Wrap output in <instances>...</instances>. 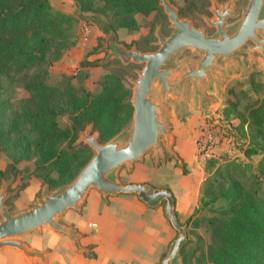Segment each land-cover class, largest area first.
I'll use <instances>...</instances> for the list:
<instances>
[{
  "label": "rangeland",
  "instance_id": "obj_1",
  "mask_svg": "<svg viewBox=\"0 0 264 264\" xmlns=\"http://www.w3.org/2000/svg\"><path fill=\"white\" fill-rule=\"evenodd\" d=\"M49 2L54 9L72 14L77 19L73 27L68 30L69 46L63 49L57 59L52 53L47 56L48 83L63 87L70 78L78 93H81L82 89L97 91L98 80L106 73H115L129 89L130 101L133 84L127 77H136L137 70L141 68L138 64L135 67L121 66L118 59L108 58L106 41L112 31L116 33L118 42L129 48L135 46V42L142 37L155 41V25L160 20H163L165 25L168 24L166 14L159 2L158 9L148 14H135L137 27L134 30L119 28L116 31L112 29L105 31L109 21L107 16L92 12L78 13L74 0H49ZM171 2L178 5L181 0H171ZM171 29L172 27L169 26L166 32ZM153 45L156 46L155 43ZM259 60L260 63L256 62L253 66L249 64L243 70H239L241 74L239 72L235 77L227 73L220 74L217 86L209 88V93L204 98L199 96L200 98L193 102H174L169 97L161 100L165 105L162 109V119L171 134L175 138L182 139L179 143L184 146V157L175 149L179 146L176 140L172 147L173 152L164 151L163 154L154 156L153 151L149 150L131 167L127 168L123 165L117 172V178L124 182L143 178L142 180L148 182L150 180L149 183L155 185L163 181L164 174L171 176L175 173L177 178H187L197 185L196 192L199 194L197 193L196 207L190 216L182 220V224L186 225V246L190 250L196 249L195 255L206 252L211 242V226L207 221L208 218L217 215V210L226 206L225 199L220 197L210 203V198L228 185L227 176L233 175L252 189L261 187L259 180L255 179L264 157L262 149L264 123L259 125L260 121L263 122L261 118L264 116V58L261 57ZM81 61H86L90 65L80 67L78 65ZM1 94L10 96L13 104L4 116L2 127L4 133H0V170L4 171L0 174V189L7 184L6 203L11 212L17 213L35 205L37 199L41 198L43 187L47 186L49 192H52L67 183L52 187L49 182H44L34 175V158L15 161L13 155L18 154V151L13 147L12 142L17 136L14 132L9 135L8 130L16 127L27 130L26 120L20 114L18 107L20 99L26 97L27 92L23 83L17 81L15 77L3 76ZM252 107L258 108L254 113L255 117L248 116V111ZM57 120L59 125L66 126L70 123L69 114L60 112ZM130 121L131 118L118 133L125 130ZM89 125L90 133L97 134L99 140V131L94 129L92 124ZM79 136L80 132L72 145L87 146L93 155L94 151L88 145L77 142ZM160 141L164 145V139L161 138ZM61 147L69 150L67 142ZM246 149H256V152L247 155ZM181 152L183 153L182 150ZM80 169V166H74L69 177L73 180ZM128 170L134 172L130 174L128 172L131 171ZM216 176L221 177L220 180L212 182ZM210 183L211 190L204 192L205 186ZM202 196L203 203L207 202L203 204L204 206L200 203ZM197 207H200V210L194 212ZM177 236L176 232L175 238Z\"/></svg>",
  "mask_w": 264,
  "mask_h": 264
},
{
  "label": "trees",
  "instance_id": "obj_2",
  "mask_svg": "<svg viewBox=\"0 0 264 264\" xmlns=\"http://www.w3.org/2000/svg\"><path fill=\"white\" fill-rule=\"evenodd\" d=\"M74 3L78 13L107 16L105 31L134 30L136 13L148 14L159 8L158 0H74ZM76 19L54 9L49 0H0V133H4V116L13 104L10 96L1 94L2 77H15L27 92L18 103L27 130L17 127L8 130L9 135L14 132L17 136L12 143L18 154L13 158L15 161L34 158V175L52 187L70 182L72 168L76 165L82 168L91 157L87 146L72 145L81 130L92 124L99 131V141L105 142L126 125L133 112L130 91L115 73L104 74L97 82V91L82 89L78 93L70 78L63 87L48 83L47 56L52 53L57 59L69 46L68 30ZM85 65L90 63L81 61L78 66ZM257 111L258 108H250L248 116L255 117ZM60 112L69 114L68 125H59ZM261 120L259 125L264 123V116ZM65 142L69 150L61 147ZM245 152L251 155L256 149ZM220 178L216 176L212 182ZM255 179L261 183L259 189L250 188L233 175L227 176L228 185L210 198L213 203L221 197L226 206L207 220L211 242L206 252L195 255L196 249H188L185 243L180 250V264L204 261L264 264V157ZM210 186L211 183L206 185L204 192L210 191ZM203 201L202 196V206L207 204ZM198 210L200 207L194 212Z\"/></svg>",
  "mask_w": 264,
  "mask_h": 264
},
{
  "label": "water",
  "instance_id": "obj_3",
  "mask_svg": "<svg viewBox=\"0 0 264 264\" xmlns=\"http://www.w3.org/2000/svg\"><path fill=\"white\" fill-rule=\"evenodd\" d=\"M158 2L175 31L164 37L160 32V26L157 25L154 36L157 38L155 44L159 47L155 51L142 52L135 46L127 48L118 42L113 31L106 41L108 58H116L123 65L143 64L142 68L137 70L136 77H127L133 84L130 98L133 112L129 126L102 143L99 142L97 134L90 133V125L81 130L77 142L88 145L94 151L93 155L69 183L52 192H49L47 186L43 187L41 198L37 199L35 205L17 213L11 212L6 203L7 184L1 187L0 248L5 246L16 248L22 251L27 259L39 256L40 253L30 249L19 237L46 226L65 233L76 241V231L71 226L59 222L58 217L69 209H79L89 190L95 188L104 195L135 194L149 206L164 203L165 216L178 236L172 240L160 264H180V250L187 240V232L186 225L180 223L176 216L172 192L143 183L123 184L118 181L117 172L123 165L131 167L149 150L153 151L154 156L163 154L164 151L173 152V135L162 119V109L165 105L161 100L176 96L171 88V79L179 81L186 79L188 83L194 80L196 95L205 97L199 87L200 79L201 76L209 78L204 71L205 67L210 65L214 70L211 60L219 57L218 53H225L220 50V43L225 35L218 23L220 36L207 38L203 30L193 27L189 20L178 17L177 8L170 0ZM214 5L217 6L215 2ZM255 28L264 29V0H249L236 32L239 42L247 36H252L256 43L260 44L258 48L264 54L261 40H257L254 33ZM185 47H192L203 57L197 61L195 67L190 62L189 69L181 72L173 66L172 60ZM217 76L219 78V74ZM186 96L185 89L182 99L184 100ZM161 138L164 139V145L160 141Z\"/></svg>",
  "mask_w": 264,
  "mask_h": 264
},
{
  "label": "crops",
  "instance_id": "obj_4",
  "mask_svg": "<svg viewBox=\"0 0 264 264\" xmlns=\"http://www.w3.org/2000/svg\"><path fill=\"white\" fill-rule=\"evenodd\" d=\"M176 140L179 146L175 149L184 157L182 139ZM172 175L164 174L163 181L155 185L143 178L118 181L170 190L176 216L183 223L196 207L199 193L192 181ZM58 221L76 231V241L48 226L36 229L19 239L41 255L27 259L22 251L5 246L0 248V264H160L176 234L163 203L149 206L135 194L104 195L95 188L89 190L79 209L67 210Z\"/></svg>",
  "mask_w": 264,
  "mask_h": 264
},
{
  "label": "flooded vegetation",
  "instance_id": "obj_5",
  "mask_svg": "<svg viewBox=\"0 0 264 264\" xmlns=\"http://www.w3.org/2000/svg\"><path fill=\"white\" fill-rule=\"evenodd\" d=\"M217 6L214 5V2ZM171 2V0H170ZM249 0H181L178 5L172 4L177 8L178 17L180 19H187L190 24L198 29L205 32L207 38H216L220 36V29L224 31V39L220 43V50L225 51L218 53L219 57L211 60V65L205 67L204 71L208 74L207 79L201 76L200 79V90L208 95L209 88L215 87L218 84L217 74L227 73L232 77H235L243 68L247 65L252 66L257 62L260 63V58H264L261 50L258 48L260 44H257L252 36H247L242 42H239L236 32L239 24L243 20L244 11L248 6ZM218 12V13H217ZM166 14V13H165ZM165 25L163 20H160L155 26H160V32L164 37H168L175 29L172 27L171 31L166 32L167 28L171 26L170 21ZM220 23V29L219 24ZM156 28V27H155ZM254 33L256 34L257 40H261V45L264 47V29L255 28ZM157 41H151L148 37H142L140 40L135 42V47L142 52L155 51L159 45L154 46L153 44ZM129 48L128 46H126ZM203 57L194 51L192 47L183 48L180 53L176 54L173 58V66L178 68L179 71L183 72L189 69V63L191 62L195 67L198 60ZM137 64L130 63L125 67H135ZM142 68L143 64H138ZM240 70V71H239ZM241 74V72H240ZM171 88L176 96H169L174 102H188L199 99V95H196L194 80L187 82L186 79L179 81L178 79H171ZM187 90V96L183 100L182 96ZM155 93L157 92L154 91ZM171 133V132H170ZM173 136V145L174 147Z\"/></svg>",
  "mask_w": 264,
  "mask_h": 264
}]
</instances>
